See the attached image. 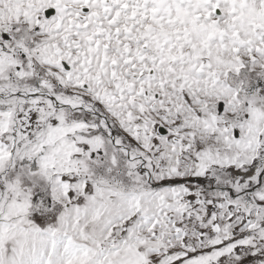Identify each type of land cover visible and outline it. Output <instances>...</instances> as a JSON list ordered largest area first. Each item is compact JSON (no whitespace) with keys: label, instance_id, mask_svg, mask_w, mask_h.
<instances>
[{"label":"snow or ice","instance_id":"6c2138e0","mask_svg":"<svg viewBox=\"0 0 264 264\" xmlns=\"http://www.w3.org/2000/svg\"><path fill=\"white\" fill-rule=\"evenodd\" d=\"M0 264H264V0H0Z\"/></svg>","mask_w":264,"mask_h":264}]
</instances>
